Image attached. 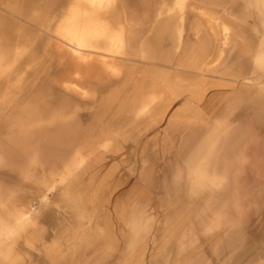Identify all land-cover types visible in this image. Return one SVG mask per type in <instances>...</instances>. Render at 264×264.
I'll use <instances>...</instances> for the list:
<instances>
[{
	"label": "rangeland",
	"instance_id": "1",
	"mask_svg": "<svg viewBox=\"0 0 264 264\" xmlns=\"http://www.w3.org/2000/svg\"><path fill=\"white\" fill-rule=\"evenodd\" d=\"M246 2L0 0V264H264V49L256 114L191 138L252 85Z\"/></svg>",
	"mask_w": 264,
	"mask_h": 264
},
{
	"label": "crops",
	"instance_id": "2",
	"mask_svg": "<svg viewBox=\"0 0 264 264\" xmlns=\"http://www.w3.org/2000/svg\"><path fill=\"white\" fill-rule=\"evenodd\" d=\"M245 2H246V4H245L246 9L253 11L252 15L254 16L255 21L252 23V29L254 30V32L257 35H259V37L254 40L252 48L248 49L247 47H245L246 51H244V50H242V46L239 45V48L241 49L238 51L239 53H232V54L229 53L227 56L225 55L227 58L224 61L226 63V66H229L230 69L232 67H233V69L234 68L237 69V72H236V74H238L237 77H240L242 80H245L247 83L252 84V85H247L244 87L241 85L239 88L236 87V89H238L237 91H239L240 94L243 93L242 94L243 96L241 97V95H238V94H236V92H234L233 95L230 98H228L227 100H230V101H232V103L237 104L238 107L233 109L230 113L222 115V117L217 122L213 121L211 123L209 121H206L203 124L197 125L196 130H195L196 133L192 132L191 138L209 137L210 134H205L208 132V130L214 131L212 136H214V137L219 136L220 135L219 129L221 127V131L223 130V125H225L226 121L234 123V122H237L238 120H240L238 118V116L242 115L241 109L243 108V106H245L246 110L249 108V114L251 116L256 114V104H257V97H258L257 96L258 91L256 90L257 83H258V59H259V57H262V56H259L258 53H259V51H262V49H264V45H262V44H264V0H245ZM225 23L226 22L223 21V24L226 27L224 30L227 32L228 26H226L227 23L226 24ZM233 49L235 52L236 48L233 47ZM249 51H252V52H249ZM251 53L253 55L252 59L249 58L251 56ZM219 56H223V54H220ZM225 56H223V57H225ZM191 63H193V67L196 66L194 60ZM191 66H192V64H191ZM201 71L203 73H205V72H209L210 70L207 68V66L206 67L202 66ZM2 77L5 79L7 84L9 83V81L10 82L20 81V78H18L15 74H12L11 72H2L1 71L0 72V78H2ZM64 83H66V82H64ZM19 86H20V84L15 85L14 87H11V85L8 84V86L5 88V90H10V89L15 90V88H17ZM203 86H204V84L201 83L200 87H194L195 88L194 92H193L194 93V102L189 101L187 99L183 100L182 110L180 108L179 109L180 112L178 111L177 113H174L172 115V117L174 115H175V117L171 119V121H170L171 124L174 122V120L176 119L177 116L181 117V111L187 112L188 110H190L191 114H197V115L199 114L200 109L197 106V103H199V100L201 99V96H202L201 90H202ZM9 95H10V93H8V94L2 93L1 98L8 100V99H10ZM237 96H238L239 100L236 99ZM197 98H200V99H197ZM3 102H4V104L7 103V101H3ZM24 104H32V103L30 102V103H24ZM231 117H232V120H231ZM204 120H207V119H204ZM192 122L194 123V125L197 124L196 121H194V119L192 120ZM191 127L193 128V126H191ZM192 128H191V130H192ZM68 201L69 200L66 199L62 195V193L58 195V206L60 207V209H62L64 206V210L66 209V212H69V214H73V212L76 211V210H74V209H76V204L73 205L72 203H69ZM63 203H66V204L63 205ZM48 212L50 213L49 210H45L44 214L48 215L49 214ZM58 214L59 215L61 214L60 210L58 211ZM71 217L72 216H70V218ZM71 219H73V217ZM74 220H75V218H74ZM75 222H76V220H75ZM58 258L56 260H58Z\"/></svg>",
	"mask_w": 264,
	"mask_h": 264
},
{
	"label": "clouds",
	"instance_id": "3",
	"mask_svg": "<svg viewBox=\"0 0 264 264\" xmlns=\"http://www.w3.org/2000/svg\"><path fill=\"white\" fill-rule=\"evenodd\" d=\"M154 218L147 213L144 215L143 219V227H142V233H147L152 227ZM141 233H133L130 240H129V246H134L136 243H138Z\"/></svg>",
	"mask_w": 264,
	"mask_h": 264
},
{
	"label": "bare ground",
	"instance_id": "4",
	"mask_svg": "<svg viewBox=\"0 0 264 264\" xmlns=\"http://www.w3.org/2000/svg\"><path fill=\"white\" fill-rule=\"evenodd\" d=\"M260 120V119H259ZM28 217V216H27Z\"/></svg>",
	"mask_w": 264,
	"mask_h": 264
}]
</instances>
